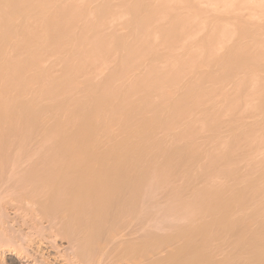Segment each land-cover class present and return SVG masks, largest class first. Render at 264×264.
Here are the masks:
<instances>
[{"label":"bare ground","instance_id":"1","mask_svg":"<svg viewBox=\"0 0 264 264\" xmlns=\"http://www.w3.org/2000/svg\"><path fill=\"white\" fill-rule=\"evenodd\" d=\"M6 171L67 264H264V0H0Z\"/></svg>","mask_w":264,"mask_h":264},{"label":"rangeland","instance_id":"2","mask_svg":"<svg viewBox=\"0 0 264 264\" xmlns=\"http://www.w3.org/2000/svg\"><path fill=\"white\" fill-rule=\"evenodd\" d=\"M116 4H115V9H116V11H119V10H121V4L120 3H117V2H115ZM91 6H94L93 4L91 5ZM117 23H118V21H113V22H111L110 23V25L111 26H116L117 25ZM29 149L31 148V150H32V147H33V145L31 146H27ZM16 148V147H15ZM26 149V150H29V149ZM35 148V149H34ZM33 149L34 150H36V147H34ZM15 151V149H14V147H13V149H12V151ZM25 150V152H22L21 151V153H26L27 151ZM31 150H30V152H31ZM24 151V150H23ZM30 152H27V154H29ZM36 152H37V150H36ZM37 153H39V152H37ZM11 154V153H10ZM31 154H33V152H31ZM22 156V155H21ZM24 156H25V154H24ZM24 156H22L23 158H24ZM27 156V155H26ZM9 157H10V155H9ZM27 158V157H26ZM25 158V159H26ZM24 160V159H23ZM8 162H10V163H12L10 160H8ZM8 162H7V166H9L10 165V163H9V165H8ZM23 162V161H22ZM27 164H25V161L23 162V163H21V165L20 166H23L24 164H25V167H26V165H29L28 163H31V161L30 162H26ZM20 166H19V168H20ZM7 168V170H10L9 169V167H6ZM24 168V167H23ZM21 169H22V167H21ZM9 172V171H8ZM8 174L9 173H7V171H6V173L4 174V177H3V182H6V180H5V178L7 179V180H9V179H12L11 181L12 182H14L13 183V185L15 184V179L13 180V178H10V177H12V175H10V177H8ZM11 181L10 182H6V184H9L10 183V185H9V189H7V186L8 185H6L5 183H3V185H6V188H4L5 186H3V187H1V188H4V189H7V190H5L6 191V193H9L8 194V197H6L7 199H5V197L4 196H7V194L5 193V191H4V189H2L3 191H1V193H5V195L4 194H2L1 196L5 199V200H9V201H7V202H4L3 201V198L1 199L3 202H4V204H3V202L1 201L0 202V208L3 206L4 207V209L3 208H1V211H8V214H9V216H8V214H7V212L6 213H2V215H3V218L5 219L4 221L6 222L7 221V219L4 217V214H7V216L6 217H8L9 219H8V221H9V225H11V222H12V216H13V222H12V228L13 229H15V230H17L16 228L18 227V226H16V225H19V230H20V227H22L21 229H25L26 227H27V225H28V223H25V222H30L29 223V225L31 224V223H33V224H36L35 222L36 221H33L32 220V222H31V218H33V217H31V218H29V216H31L32 214H30V210H28V207H26L25 206V208H24V206H22L24 209H26L25 211H28L27 213L28 214H30V215H25V211L22 213V209L23 208H20L19 209V207H17L18 206V204H17V202H15V200H13L11 197H9V196H14V191H15V189H12L13 187L11 186ZM12 188H11V187ZM12 190H11V189ZM9 191V192H8ZM11 191H12V193H13V195H11ZM160 193H157V195H156V197H155V199H153V201L155 202L156 200H158V203H160V201L162 200V197H163V194H160ZM10 199H12V200H10ZM161 199V200H160ZM11 201V202H10ZM14 201V202H13ZM8 202H10V203H8ZM13 203V204H12ZM7 205V206H4V205ZM16 204V205H15ZM9 205H11V206H9ZM15 205V206H14ZM13 206V207H12ZM23 209V210H24ZM14 210H16L15 212H14ZM20 210H21V212H20ZM17 211H19L18 213H16ZM31 212H33V211H31ZM12 213V214H11ZM22 213V214H21ZM17 214H19V216H20V214H21V217H22V215H23V217H22V219L19 217L18 218V215ZM14 215L15 216H17L16 218H14ZM11 217V218H10ZM24 217H28V218H24ZM10 219H11V222H10ZM18 220V221H20V222H18L19 224H17V222L15 221V220ZM19 219H21V220H27V221H21V220H19ZM30 219V220H29ZM40 219V218H39ZM16 223H15V222ZM43 221V220H42ZM39 222V221H38ZM38 222H37V224L36 225H34L35 227L33 228V224L30 226V231L32 230V229H37V231H38V228H41V229H39V230H41V231H38V233L39 232H41L39 235L37 234V231H35V233H34V230H32V232H27L26 234H28V236H27V238H26V240H27V242H28V246L26 245V240H25V242L23 241V239H21L20 238V240H21V242H20V240H19V242L21 243V244H19V242L17 241V238H13L14 236L13 235H21V232L20 233H16V231H14L12 228L10 229V226L9 225H6V226H9V232L11 231V230H13V232L11 231L10 232V235H11V233L13 234L12 235V238L13 239H11L10 238V241H12V242H14L15 243V241H16V244L18 245H16L17 246V250H23V253H28V252H30V253H34L35 255H37L38 253H40V255H42L41 253H44L46 256L47 255H51L49 258H48V260L49 261H54L53 262V264H67L66 262H68L70 259L69 258H71L72 259V257H74V256H72V255H74V253L71 251V253H73L72 255L69 253L70 252V246L72 245V244H70V239L71 238H67L66 237V234H64L63 232H64V230L62 231H60V232H62V234H63V236L61 235V233L59 234V232L57 231V232H55V236H57L56 238L54 237V239H53V236L52 235H54L53 233H52V235L50 234V232L51 231H49L48 230V232L46 231L47 229H45L44 230V228L41 226V227H39V225H40V223L38 224ZM137 222H139V221H137ZM137 222H129V221H127V223L125 222V223H121V224H123V225H121V226H119V224H118V226H115L116 228L114 229V230H110L111 232H110V234H109V236H107V234H103L102 236H100L98 239H94V243H92V244H96V245H94V247H95V249H94V247L91 249V245H90V249H89V247H88V250H92L91 252H89V254H90V257H89V259L92 257V259H90V260H92V262H94L95 264L97 263L96 261V259H97V256L100 254V253H102L103 252V250L105 251V249L104 248H106L107 247V245L109 244V243H111L109 240H111V239H113L114 237L115 238H117V235L119 236V238H117L118 240H123V239H125V238H123V239H121L120 238V236H122V235H125V234H128V233H133V236H136L137 235V231L140 229V227H139V223H140V225H141V222H139V223H137ZM7 224H8V222H6ZM13 223H15V224H13ZM24 224V225H21L20 226V224ZM45 223V222H44ZM133 223V224H132ZM29 225H28V228H29ZM37 225H38V227H37ZM42 225V224H41ZM13 226H16V227H13ZM43 226H47L46 225V223L45 224H43ZM31 227H32V229H31ZM26 230V229H25ZM24 230V231H25ZM28 230V229H27ZM45 232H44V231ZM18 231V230H17ZM20 231H22V230H20ZM43 231V232H42ZM19 232V231H18ZM26 232V231H25ZM25 232H23L22 231V234H25ZM33 233H34V235H33ZM47 233V234H46ZM48 233L50 234L49 236H48ZM112 233V234H111ZM30 234H32L33 236H31ZM37 234V235H36ZM42 234H43V236H42ZM34 239H31V237ZM65 235V236H64ZM112 235V236H111ZM39 236V237H38ZM16 237V236H15ZM36 237V238H35ZM52 238V239H51ZM110 238V239H109ZM7 239V238H6ZM9 239V238H8ZM8 239H7V241H8ZM29 239V240H28ZM68 239V240H67ZM109 239V240H108ZM129 239V238H128ZM15 240V241H14ZM30 240H32V241H30ZM53 242H52V241ZM97 242H96V241ZM115 240V239H114ZM2 241V240H1ZM6 241V242H7ZM68 241V242H67ZM112 241V240H111ZM6 242H2V243H6ZM9 242V241H8ZM114 242V241H113ZM112 242V243H113ZM2 243H0L1 245H0V253L2 254H0V264H10V262H14L15 261V263L17 262V264H19L18 263V260H16L15 258H14V255L12 254L13 252L12 251H15L16 250V246L14 247V243H12V245L11 244H7L6 246H4V247H2ZM54 243V244H53ZM108 243V244H107ZM117 242L115 241L113 244H110V245H108V247L107 248H109V246H113L114 244H116ZM68 244H69V246H68ZM22 245V247H26V249H25V247L24 248H18L19 246H21ZM52 245V246H51ZM106 245V246H105ZM57 246V247H56ZM105 246V247H104ZM111 246V247H112ZM2 247V248H1ZM8 247V248H7ZM10 247V248H9ZM12 247H14V248H12ZM104 247V248H103ZM67 248V249H66ZM2 249V250H1ZM5 249V250H4ZM7 249V250H6ZM10 249V250H9ZM15 249V250H14ZM32 249H34V250H32ZM40 249V250H39ZM103 249V250H102ZM110 249V248H109ZM112 249V248H111ZM16 250V251H17ZM30 250V251H29ZM48 250V251H47ZM65 250V252L67 251V250H69V251H67L66 253L68 254L67 255V258H68V256H69V260L68 261H66V255H65V258H64V256H62V255H64V254H66V253H64L63 251ZM101 250H102V252H101ZM3 251V252H2ZM10 251V252H9ZM28 251V252H27ZM38 251H41V252H38ZM95 251V252H94ZM107 251H109V250H107ZM12 252V253H11ZM37 252V253H36ZM91 253H93L92 254V256H91ZM95 253V254H94ZM104 253V252H103ZM106 253V252H105ZM61 254V255H60ZM39 255V254H38ZM52 255H53V257H52ZM72 256V257H71ZM65 259V260H64ZM4 260L6 261L5 263H4ZM95 260V261H94ZM56 261V262H55ZM66 261V262H65ZM2 262V263H1ZM91 261L89 262V264H91L92 263ZM28 263V262H27ZM26 263V264H27ZM69 263V262H68ZM29 264H31V262L29 263Z\"/></svg>","mask_w":264,"mask_h":264}]
</instances>
